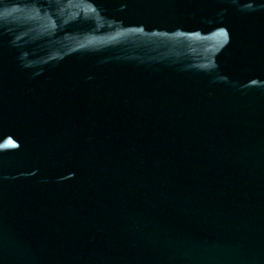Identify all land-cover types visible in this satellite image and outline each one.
Returning <instances> with one entry per match:
<instances>
[{
	"label": "water",
	"instance_id": "water-1",
	"mask_svg": "<svg viewBox=\"0 0 264 264\" xmlns=\"http://www.w3.org/2000/svg\"><path fill=\"white\" fill-rule=\"evenodd\" d=\"M0 264H264V0H0Z\"/></svg>",
	"mask_w": 264,
	"mask_h": 264
}]
</instances>
